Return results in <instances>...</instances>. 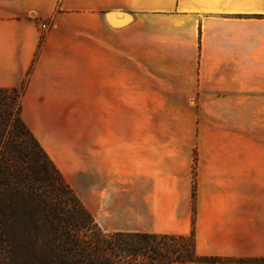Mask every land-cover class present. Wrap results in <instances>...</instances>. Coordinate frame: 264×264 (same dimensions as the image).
<instances>
[{
  "label": "crops",
  "instance_id": "1",
  "mask_svg": "<svg viewBox=\"0 0 264 264\" xmlns=\"http://www.w3.org/2000/svg\"><path fill=\"white\" fill-rule=\"evenodd\" d=\"M0 88L102 232L264 264V0H0Z\"/></svg>",
  "mask_w": 264,
  "mask_h": 264
},
{
  "label": "trees",
  "instance_id": "2",
  "mask_svg": "<svg viewBox=\"0 0 264 264\" xmlns=\"http://www.w3.org/2000/svg\"><path fill=\"white\" fill-rule=\"evenodd\" d=\"M19 98L18 91L0 88V248L5 264L219 261L195 253L193 227L188 236L102 232L22 121ZM191 198L194 202L195 185Z\"/></svg>",
  "mask_w": 264,
  "mask_h": 264
},
{
  "label": "rangeland",
  "instance_id": "3",
  "mask_svg": "<svg viewBox=\"0 0 264 264\" xmlns=\"http://www.w3.org/2000/svg\"><path fill=\"white\" fill-rule=\"evenodd\" d=\"M4 99V98H3ZM3 102H0V104H2ZM80 235H83V233L82 232H80L79 233ZM96 234V233H95ZM105 234H107V233H105ZM109 234V233H108ZM0 264H5L4 263V259H3V256H2V250H1V248H0Z\"/></svg>",
  "mask_w": 264,
  "mask_h": 264
},
{
  "label": "built area",
  "instance_id": "4",
  "mask_svg": "<svg viewBox=\"0 0 264 264\" xmlns=\"http://www.w3.org/2000/svg\"><path fill=\"white\" fill-rule=\"evenodd\" d=\"M41 27L43 30H46L49 27V24L48 23H42Z\"/></svg>",
  "mask_w": 264,
  "mask_h": 264
}]
</instances>
